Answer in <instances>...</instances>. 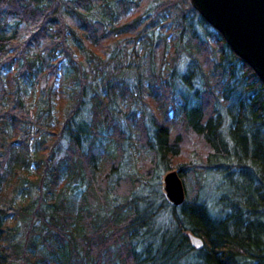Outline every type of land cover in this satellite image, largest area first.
<instances>
[{"label": "trees", "instance_id": "16d2710c", "mask_svg": "<svg viewBox=\"0 0 264 264\" xmlns=\"http://www.w3.org/2000/svg\"><path fill=\"white\" fill-rule=\"evenodd\" d=\"M190 1L0 0V264H264V82Z\"/></svg>", "mask_w": 264, "mask_h": 264}, {"label": "water", "instance_id": "95a60500", "mask_svg": "<svg viewBox=\"0 0 264 264\" xmlns=\"http://www.w3.org/2000/svg\"><path fill=\"white\" fill-rule=\"evenodd\" d=\"M190 3L264 82V0H191ZM177 171H166L161 179L163 196L174 205L184 201L185 193ZM187 236L195 248L204 244L191 232Z\"/></svg>", "mask_w": 264, "mask_h": 264}]
</instances>
